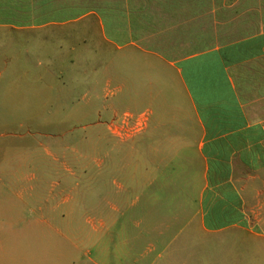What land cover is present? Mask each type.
Returning <instances> with one entry per match:
<instances>
[{
	"label": "crops",
	"instance_id": "0c3cea01",
	"mask_svg": "<svg viewBox=\"0 0 264 264\" xmlns=\"http://www.w3.org/2000/svg\"><path fill=\"white\" fill-rule=\"evenodd\" d=\"M1 13L31 30L92 16L74 28L94 32L93 62L103 65L90 84L123 80L146 103L122 119L115 103L98 108L116 133L137 127L118 134L128 155L143 145L140 179L126 156L109 173L123 176L119 186L163 189L128 205L140 209V231L134 213L111 208L102 246L93 226L86 236L85 201L69 202L68 186H0V264H117L123 254L124 264L129 254L190 264L199 229L205 264H264V0H0Z\"/></svg>",
	"mask_w": 264,
	"mask_h": 264
},
{
	"label": "rangeland",
	"instance_id": "374dc122",
	"mask_svg": "<svg viewBox=\"0 0 264 264\" xmlns=\"http://www.w3.org/2000/svg\"><path fill=\"white\" fill-rule=\"evenodd\" d=\"M14 17L0 14V186H68L69 202L85 201L86 236L93 226L94 240H100L102 246L108 240L107 219L113 207L118 209V218L134 213L133 231H140L136 223L140 209L128 205L139 204L147 190L148 197H158L163 188L119 186L123 176L109 173L110 164L119 170L126 156L128 168L138 170L140 179L143 145L136 142V150L128 155L130 142L118 134L135 132L137 127H118L116 133L103 122L111 113L103 109L100 118L98 108L115 103L118 119L127 112L138 117L145 110V101L140 100L139 92L130 95L123 80L109 86L90 84L99 72L96 67L103 65L93 62L94 32L74 28L92 23V16L79 19L72 27L43 30L20 28L24 23ZM82 45L88 48L84 50ZM84 56L89 61H82ZM141 134L134 136L140 139ZM193 189L197 195L198 186ZM93 202L99 206H92ZM197 233L189 263L205 264L204 231ZM119 257L117 264H124V254ZM126 257L136 264L139 255Z\"/></svg>",
	"mask_w": 264,
	"mask_h": 264
}]
</instances>
